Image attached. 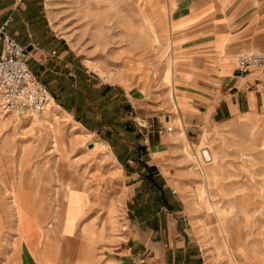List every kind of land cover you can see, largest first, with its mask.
<instances>
[{"label": "rangeland", "instance_id": "374dc122", "mask_svg": "<svg viewBox=\"0 0 264 264\" xmlns=\"http://www.w3.org/2000/svg\"><path fill=\"white\" fill-rule=\"evenodd\" d=\"M43 2L52 29L66 39L92 73L130 96L139 88V96L169 98L171 106L162 110L172 112L174 120L165 124L171 129L160 131L171 143L165 164L171 166L168 174L186 203L202 262L264 264V116L237 115L222 124H206L190 137L177 108L181 101L177 87L186 78L180 67L189 60L169 29V0ZM99 142L54 103L29 118L0 108V205L6 209L5 221L0 214V264H18L22 247L9 192L12 181L25 192L22 202L32 210L24 219V241L40 256V262L52 261L56 255L43 256L40 244L50 240L58 248L59 243H68L63 234L80 210L82 201L73 190L67 201L61 197L67 181L91 191L100 205L102 213L91 226L83 227L84 237L95 242L105 227L113 235L124 236L128 216L122 198L112 197L109 179L114 175L109 168L113 158L108 146ZM203 147L214 153L213 162L205 157L204 161ZM22 160L26 161L23 172ZM99 165L106 170L92 171ZM37 167L43 170L42 182L36 177ZM43 198L47 217L39 219L36 212ZM55 212L54 237L47 238ZM100 222L103 227L95 236L92 229Z\"/></svg>", "mask_w": 264, "mask_h": 264}, {"label": "crops", "instance_id": "0c3cea01", "mask_svg": "<svg viewBox=\"0 0 264 264\" xmlns=\"http://www.w3.org/2000/svg\"><path fill=\"white\" fill-rule=\"evenodd\" d=\"M169 5V29L189 60L180 67L186 78L177 87L181 101L176 100L190 137L206 124L237 115L264 116V72L241 73L236 67L240 55L264 51V0H169ZM5 24L26 47L30 69L59 111L110 149L112 197L122 198L129 226L123 237L106 227L95 242L84 237L83 227L102 212L94 194L71 181L72 194L82 204L63 234L68 243L58 248L50 240L41 243L43 256L56 255L40 262L24 241L18 264H207L200 259L184 198L168 174L171 166L165 164L171 143L160 131L171 129L165 124L173 113L162 110L171 106L169 98L139 96V88L130 96L92 73L52 29L43 0H0V27ZM97 167L92 171L106 170ZM4 210L0 205L3 221ZM98 224L95 236L103 227Z\"/></svg>", "mask_w": 264, "mask_h": 264}, {"label": "built area", "instance_id": "2783aa9c", "mask_svg": "<svg viewBox=\"0 0 264 264\" xmlns=\"http://www.w3.org/2000/svg\"><path fill=\"white\" fill-rule=\"evenodd\" d=\"M0 27V108L22 118L44 113L51 94L28 65L26 47ZM241 73L264 72V51L242 54L236 59Z\"/></svg>", "mask_w": 264, "mask_h": 264}, {"label": "bare ground", "instance_id": "6f19581e", "mask_svg": "<svg viewBox=\"0 0 264 264\" xmlns=\"http://www.w3.org/2000/svg\"><path fill=\"white\" fill-rule=\"evenodd\" d=\"M54 103V100L50 98L49 100V103H48V106H47V109L49 108L50 104H53ZM46 109V110H47ZM45 110V111H46ZM40 115V114H39ZM33 116H36V115H33ZM32 117V116H30ZM56 117V115H55ZM29 118V117H28ZM56 120H58V117L55 118ZM55 137H56V134H55ZM2 151L4 150V148L2 147L1 148ZM207 152V155L209 156V159H211V161L213 162L214 160V153L210 150V149H203L201 151V154H202V157L205 161V158H204V153ZM213 156V157H212ZM208 159V160H209ZM209 161V162H211ZM211 162V163H212ZM208 163V162H207ZM29 164V163H28ZM26 168V161L22 160V162L20 163V170L21 172H23ZM35 174H36V177H38L39 179V182H42V180H44V173H43V170H40L38 167L37 169L35 170ZM72 191V187H71V181H67V183L65 184V186L63 187V190H62V199L64 201H67L68 198H69V192ZM9 192H10V195L12 197V202H13V209L14 211L16 212L15 215L17 216V227H18V230L21 231V235H22V241L21 243L23 244L24 242V239H26L25 237V228H24V219L26 217V213H29L30 211H32L31 209H27L26 208V204H24L22 201H23V197L26 195L24 191H21L14 183L13 181L11 182L10 184V189H9ZM40 188L37 189V193H36V197L37 195L40 196ZM58 193V192H57ZM60 193V192H59ZM38 198V197H37ZM37 200V199H36ZM37 203V202H36ZM37 205V204H36ZM39 205V204H38ZM39 208L38 211L36 212V214L39 216L38 218L41 219V218H44V217H47V207H46V200L43 198L41 199V203L40 205L38 206ZM35 208V209H36ZM28 210H30L28 212ZM4 212V211H3ZM7 213V212H6ZM8 214V213H7ZM55 214V213H54ZM5 215V218H6V214L4 213ZM56 219H57V213L54 215V223L51 224L49 226V229H48V232H47V238H52L54 237V228H55V222H56ZM65 220V219H64ZM68 232V231H67ZM63 238H66L63 236ZM68 240V239H67Z\"/></svg>", "mask_w": 264, "mask_h": 264}, {"label": "water", "instance_id": "95a60500", "mask_svg": "<svg viewBox=\"0 0 264 264\" xmlns=\"http://www.w3.org/2000/svg\"><path fill=\"white\" fill-rule=\"evenodd\" d=\"M204 157H205L206 159H209V156L207 155V152L204 153Z\"/></svg>", "mask_w": 264, "mask_h": 264}]
</instances>
